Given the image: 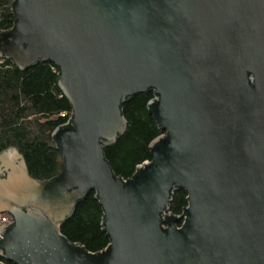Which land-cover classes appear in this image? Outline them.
I'll return each mask as SVG.
<instances>
[{"label":"water","instance_id":"obj_1","mask_svg":"<svg viewBox=\"0 0 264 264\" xmlns=\"http://www.w3.org/2000/svg\"><path fill=\"white\" fill-rule=\"evenodd\" d=\"M0 56L60 70L73 115L53 132L64 158L34 178L18 149L0 154V254L15 264H264V0H15ZM154 91L165 134L128 180L105 148L122 107ZM185 189L188 207L170 212ZM91 192L110 238L94 253L60 227Z\"/></svg>","mask_w":264,"mask_h":264},{"label":"trees","instance_id":"obj_2","mask_svg":"<svg viewBox=\"0 0 264 264\" xmlns=\"http://www.w3.org/2000/svg\"><path fill=\"white\" fill-rule=\"evenodd\" d=\"M0 0V32L15 25L12 5ZM60 70L53 62L41 61L22 70L0 56V154L14 147L25 158L30 174L51 180L63 171L64 158L53 137L58 127L69 124L73 108L59 86ZM154 91L133 96L123 107L127 129L118 141L105 148V156L116 175L131 179L138 167L151 161V143L165 134L148 111ZM91 192L80 201L73 215L60 227L63 237L98 253L110 244L102 225L103 209ZM185 189L172 195L170 212L179 216L188 207ZM0 264H15L0 254Z\"/></svg>","mask_w":264,"mask_h":264},{"label":"built area","instance_id":"obj_3","mask_svg":"<svg viewBox=\"0 0 264 264\" xmlns=\"http://www.w3.org/2000/svg\"><path fill=\"white\" fill-rule=\"evenodd\" d=\"M13 223V217L9 214H0V237L2 231Z\"/></svg>","mask_w":264,"mask_h":264}]
</instances>
